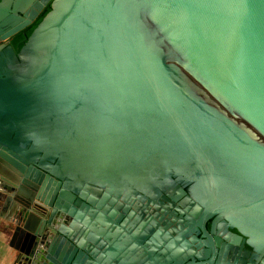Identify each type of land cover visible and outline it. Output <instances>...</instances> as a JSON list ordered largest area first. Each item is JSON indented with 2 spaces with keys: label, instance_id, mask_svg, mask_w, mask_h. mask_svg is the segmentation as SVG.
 Here are the masks:
<instances>
[{
  "label": "water",
  "instance_id": "obj_1",
  "mask_svg": "<svg viewBox=\"0 0 264 264\" xmlns=\"http://www.w3.org/2000/svg\"><path fill=\"white\" fill-rule=\"evenodd\" d=\"M47 1L0 0V199L19 263L106 264L92 231L108 238L134 201L173 264H197L183 252L212 243L208 220L264 252V0H50L15 51ZM164 200L171 228L144 214Z\"/></svg>",
  "mask_w": 264,
  "mask_h": 264
},
{
  "label": "flooded vegetation",
  "instance_id": "obj_2",
  "mask_svg": "<svg viewBox=\"0 0 264 264\" xmlns=\"http://www.w3.org/2000/svg\"><path fill=\"white\" fill-rule=\"evenodd\" d=\"M50 5V0L46 2L43 9ZM42 9V10H43ZM41 10V11H42ZM40 11V12H41ZM12 38V37H11ZM10 38V41H11ZM9 41V43H10ZM188 185L184 186L185 191L188 193ZM161 193L164 194L169 200L171 196H175L172 189H162ZM172 201V200H171ZM181 198H177L173 201L174 206H180ZM145 201H142V205H145ZM136 201L131 203L129 209L126 212H122V217L117 221V225L120 228H109L111 235L105 238L103 235L97 233V229H94L92 244V258L94 262H98L99 259L106 264H173L177 259L172 260L171 255L169 258L159 250H156L155 246L149 244L146 245V238L140 237V228L136 227V223L131 222L133 218L129 216L131 209L136 211ZM165 210H161L160 207H155L154 204L149 203L144 208V214H151L156 220L159 217H155V212L161 213L164 220H169L171 225H177L172 219L173 215L171 210H176L174 206L164 200ZM126 218L129 219L126 221ZM130 221V222H129ZM211 220L206 222V228L210 232L212 237V243L191 244L184 250L183 254L187 255V261H194L197 264H264V252L257 251L247 243V237L243 236L235 228H215L213 232L210 230ZM96 228V226H95ZM98 228V224H97ZM153 230H150L149 238L153 234ZM131 233H136L138 236V244H133L131 240ZM199 238L201 232H194ZM229 234V235H227ZM238 235L239 239L235 241L231 236ZM215 237H219L220 241L217 243ZM117 239L120 244H114V240ZM137 240V239H135ZM105 254V257H102ZM158 258L152 262L149 256Z\"/></svg>",
  "mask_w": 264,
  "mask_h": 264
},
{
  "label": "crops",
  "instance_id": "obj_3",
  "mask_svg": "<svg viewBox=\"0 0 264 264\" xmlns=\"http://www.w3.org/2000/svg\"><path fill=\"white\" fill-rule=\"evenodd\" d=\"M0 199V264H20L19 253L23 246L24 237L14 235L16 213L8 207L1 206ZM14 220V221H13Z\"/></svg>",
  "mask_w": 264,
  "mask_h": 264
},
{
  "label": "trees",
  "instance_id": "obj_4",
  "mask_svg": "<svg viewBox=\"0 0 264 264\" xmlns=\"http://www.w3.org/2000/svg\"><path fill=\"white\" fill-rule=\"evenodd\" d=\"M50 9V5L46 6L39 14L38 16L32 21L31 24H29L27 27L23 28L19 32H17L15 35L12 36L10 44L13 46L15 51H18L20 46L24 43L27 36L30 34L32 29L36 26V24L41 20L43 15Z\"/></svg>",
  "mask_w": 264,
  "mask_h": 264
}]
</instances>
